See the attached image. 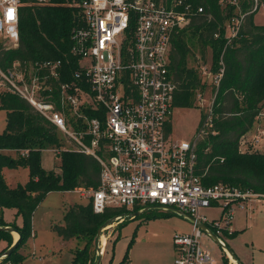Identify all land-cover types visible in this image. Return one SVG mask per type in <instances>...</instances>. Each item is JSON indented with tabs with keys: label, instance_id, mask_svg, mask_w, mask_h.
Wrapping results in <instances>:
<instances>
[{
	"label": "built area",
	"instance_id": "obj_1",
	"mask_svg": "<svg viewBox=\"0 0 264 264\" xmlns=\"http://www.w3.org/2000/svg\"><path fill=\"white\" fill-rule=\"evenodd\" d=\"M237 1L230 3L238 6ZM249 1L254 4L250 13L264 11L260 0ZM35 2L46 5L51 0ZM68 4L82 13L71 36V54L78 60L72 78L61 80L62 61H16L7 71L0 69V90L19 95L62 131L70 152L99 163V186L90 195L96 214L150 207L179 210L193 219V229L174 234V264H219L205 245L213 239L198 224L224 241L235 232L236 211L264 197L241 187L205 186L197 174V140H179L173 132V39L205 9L189 0ZM22 6V0H0V52L19 46ZM239 14L228 24L229 41L238 36L247 16ZM223 72L207 76L204 68L203 76L219 86ZM252 141L261 145V131ZM212 209L219 214L209 218L205 211Z\"/></svg>",
	"mask_w": 264,
	"mask_h": 264
},
{
	"label": "trees",
	"instance_id": "obj_2",
	"mask_svg": "<svg viewBox=\"0 0 264 264\" xmlns=\"http://www.w3.org/2000/svg\"><path fill=\"white\" fill-rule=\"evenodd\" d=\"M22 2L19 46L1 50L0 69L7 71L16 61L23 64L62 61L61 80H70L78 68V60L71 54V36L82 19L80 9L70 6L68 0H51L46 5L35 0ZM189 2L194 7L202 6L205 12L193 17L173 39L171 70L177 86L176 108L197 107L198 91L206 88L198 65L200 61L207 62L209 51L214 58L212 72L224 70L219 86H213V107L210 113H203L198 129L197 174L207 187L230 185L264 197V154L242 151V140L253 130L264 106V26L255 24L257 13H250L254 4L249 0L238 6L222 0ZM239 13L247 16L238 36L229 41L228 24ZM0 110L7 112L6 129L0 134V227H12L22 236L19 248L2 263L21 264L25 258L19 250L32 236L37 208L53 192L97 189L101 167L91 156L62 150L59 154L62 173L47 171L42 161L44 151L64 146L58 129L25 99L9 91L0 93ZM8 151L16 152L17 157L7 155ZM20 168L29 170L30 180L9 188L4 171ZM4 209H16L24 219V226L4 222ZM127 214L125 209L96 214L91 202L74 205L66 212L65 225L55 226L54 230L64 241L78 240L84 244V249L74 254L73 264H86L95 261L88 250L95 243L98 252L99 229L114 217ZM167 216L174 214L168 212ZM0 241L12 246V233L0 231ZM127 258L123 264H128Z\"/></svg>",
	"mask_w": 264,
	"mask_h": 264
},
{
	"label": "rangeland",
	"instance_id": "obj_3",
	"mask_svg": "<svg viewBox=\"0 0 264 264\" xmlns=\"http://www.w3.org/2000/svg\"><path fill=\"white\" fill-rule=\"evenodd\" d=\"M224 1L230 2L232 0H222V2ZM244 1L238 0L237 2ZM256 13L255 24L264 26V11H257ZM196 56L201 58L199 53ZM189 65L194 66L193 62H190ZM198 66L206 88L198 91L197 107L177 109L174 112V135L179 140L188 142L196 139L203 113H210L215 96L213 80L203 76L204 68L207 76L213 70L212 52H208L207 62L200 61ZM1 92L3 91L0 90ZM6 122L7 112L0 110V134L5 131ZM205 126L206 128L209 127H207V123ZM260 131L263 142L261 145L255 146L252 143V138L254 135H259ZM58 132L64 144L60 150L69 151L70 144L67 136L60 130ZM46 151L43 153V167L47 171L53 170L56 174H61L59 154L55 149ZM242 151L246 154H264V106L261 109V115L256 119L253 130L242 140ZM5 153L14 158L17 157L16 152L8 151ZM4 175L8 187L12 189L19 185H25L30 180V172L25 168L6 169ZM91 193L92 190L53 192L47 196L34 213L32 236L19 250V253L25 258L21 264H73L74 254L84 249V244L78 240L64 241L55 232L54 227L65 225L64 217L70 207L88 205L91 202ZM167 213L151 210L135 219L132 218L133 213L128 212L129 215L125 216L124 219L105 228L102 232L100 246L103 253L101 264H123L126 256H128V264H173L176 259L172 242L173 234L175 232L188 233L193 229V225L184 217L178 215L169 217ZM205 214L209 218H213L218 216L219 210H207ZM2 218L7 224L16 225L19 228L24 226V219L16 209H4ZM233 227L236 233L234 232L231 237L225 236L224 242L239 258L236 263L264 264V198L261 197L250 202L247 209H238ZM17 238L18 236L13 233L12 243L17 241ZM104 245H109L106 252H104ZM205 245L213 250V258L219 264H231L227 254L223 253L217 244L211 240H205ZM10 248L11 245L8 242L0 241V255H3ZM88 252L95 261H89L86 264H96L99 253L95 243ZM0 264L10 263L0 262Z\"/></svg>",
	"mask_w": 264,
	"mask_h": 264
},
{
	"label": "water",
	"instance_id": "obj_4",
	"mask_svg": "<svg viewBox=\"0 0 264 264\" xmlns=\"http://www.w3.org/2000/svg\"><path fill=\"white\" fill-rule=\"evenodd\" d=\"M151 210H161V211H167V212H171L173 214H176V215H180L184 218H186L188 221H190L191 223H193V219L180 212L179 210H175V209H172V208H164V207H151V208H146L144 210H141V211H138L134 214H132V217L133 218H138L139 216L151 211ZM126 215H121V216H117V217H114L113 219L107 221L98 231V234H97V248H98V253H99V258L96 262V264H101L102 262V255L103 253L101 252L100 250V245H101V238H102V232L105 228L115 224L116 222H119L120 220L124 219ZM198 226L206 233L208 234L212 239L213 241L222 249V251H224V253H226L230 258L234 259L235 262L237 261L238 262V258L235 256L234 252L229 248V246L224 242L222 241L218 236H216L211 230H209L205 225L203 224H198ZM0 231H6V232H10V233H15L18 235V240L15 241L13 243V245L11 246V248L9 250H7L2 256H0V262H2L3 259L9 257L10 255H12L20 246L21 244V239H22V236L19 234V232L12 228V227H6V228H1L0 227Z\"/></svg>",
	"mask_w": 264,
	"mask_h": 264
},
{
	"label": "crops",
	"instance_id": "obj_5",
	"mask_svg": "<svg viewBox=\"0 0 264 264\" xmlns=\"http://www.w3.org/2000/svg\"><path fill=\"white\" fill-rule=\"evenodd\" d=\"M45 152H47V151H44V153H45ZM145 209H146V208H145ZM246 209H247V208H246ZM125 210L127 211V213H128V212H132V213L134 214V213L137 212V211H136L137 209H135V210L125 209ZM139 210L141 211V210H144V209H139ZM128 215H129V214H127L126 216H128ZM174 215H176V214H174ZM178 216H180V215H178ZM181 217H182V216H181ZM132 218H133V217H132ZM135 219H136V218H135ZM185 219H186V218H185ZM188 222H190V221H188ZM190 223H191V222H190ZM191 224H192V223H191ZM191 231H192V230H191ZM191 231H190V232H191ZM234 231H235V230H234ZM190 232H188V233H183V234H189ZM175 233H179V232H175ZM175 233H174V234H175ZM235 233H236V232H235ZM174 234H173V236H174ZM173 236H172V242H173ZM18 238H19V237H18ZM18 238H17L16 240H18ZM101 240H102V239H101ZM101 243H102V242H101ZM100 246H101V245H100ZM108 246H109V245H104V247L102 246V247L104 248V250H105L104 252H106ZM174 250H175V248H174ZM175 253H176V252H175ZM238 259H239V258H238ZM239 262H240V261H239ZM173 264H174V263H173Z\"/></svg>",
	"mask_w": 264,
	"mask_h": 264
},
{
	"label": "bare ground",
	"instance_id": "obj_6",
	"mask_svg": "<svg viewBox=\"0 0 264 264\" xmlns=\"http://www.w3.org/2000/svg\"><path fill=\"white\" fill-rule=\"evenodd\" d=\"M151 208V207H150ZM17 235V234H16ZM18 236V235H17ZM237 264V263H236Z\"/></svg>",
	"mask_w": 264,
	"mask_h": 264
}]
</instances>
